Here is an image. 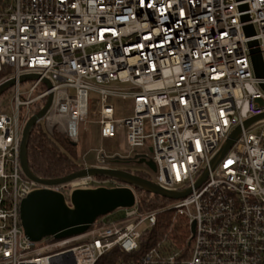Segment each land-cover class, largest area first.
I'll list each match as a JSON object with an SVG mask.
<instances>
[{
  "label": "built area",
  "instance_id": "built-area-1",
  "mask_svg": "<svg viewBox=\"0 0 264 264\" xmlns=\"http://www.w3.org/2000/svg\"><path fill=\"white\" fill-rule=\"evenodd\" d=\"M254 41L264 61V0H0V85L15 80L11 110L0 109V264H97L116 248L114 264H264V118L244 126L264 113ZM51 93L39 121L50 134L78 144L93 115L101 142L123 136L125 155L102 143L91 166L145 158L151 181L190 193L143 211L134 185L79 178L52 187L69 206L74 190L105 185L131 187L136 202L85 233L32 241L21 202L46 186L24 173L21 142ZM116 100L131 101L125 118Z\"/></svg>",
  "mask_w": 264,
  "mask_h": 264
},
{
  "label": "water",
  "instance_id": "water-1",
  "mask_svg": "<svg viewBox=\"0 0 264 264\" xmlns=\"http://www.w3.org/2000/svg\"><path fill=\"white\" fill-rule=\"evenodd\" d=\"M241 10H246L247 5L240 6ZM243 21L249 20V15L242 17ZM247 35L255 33L251 24L244 27ZM257 41L251 42L252 47V61L256 76L264 79V61L257 47ZM38 74H25L20 77L23 82L28 79H37ZM44 82L51 87V83L44 79ZM15 84V80L11 79L0 85V95L11 88ZM264 90V82L261 83ZM53 94H49L47 101L43 108H41L34 116L27 122L23 139L21 142V163L22 169L26 176L31 180L46 186L45 188L36 190L30 193L21 202L20 214L22 225L26 235L34 242L40 241L45 237H53L54 239H63L71 236L85 233L90 226L99 218L120 208L132 207L136 202V194L129 186L105 187L101 186L94 189H76L71 195L72 206L66 203L65 196L62 192L53 189L62 184L72 182L76 179L87 176H104L116 180H122L125 183L134 185L135 187L146 188L155 195H159L168 199H179L187 196V192H174L157 185L150 179L144 178L134 172L122 168L114 167H98L90 166L84 167L82 170L72 173L68 176L57 179L41 178L34 174L31 170L27 157V144L30 132L33 127L46 115L52 104ZM264 118V113L254 116L245 121L244 126L247 127L256 120ZM241 131L240 126L233 131L230 138L224 144L223 148L217 155V158L222 157L233 145L234 140L238 137ZM140 164H145L151 169L155 170L156 166L153 161L141 158ZM204 177L197 183L201 184Z\"/></svg>",
  "mask_w": 264,
  "mask_h": 264
},
{
  "label": "trees",
  "instance_id": "trees-1",
  "mask_svg": "<svg viewBox=\"0 0 264 264\" xmlns=\"http://www.w3.org/2000/svg\"><path fill=\"white\" fill-rule=\"evenodd\" d=\"M27 157L34 174L46 179L62 178L84 168V165L79 162L77 144L71 142L65 134L59 131H53L50 134L41 123L36 124L30 132ZM127 170L151 179L144 171ZM97 177L104 178V176ZM120 182L123 181L120 180ZM135 188L139 206L143 211L153 210L170 202V199L155 195L146 188ZM112 214H115V212ZM180 227V225L177 226L176 231H180V229L183 231V228ZM121 256L120 250L116 248L102 257L97 264H114Z\"/></svg>",
  "mask_w": 264,
  "mask_h": 264
},
{
  "label": "rangeland",
  "instance_id": "rangeland-1",
  "mask_svg": "<svg viewBox=\"0 0 264 264\" xmlns=\"http://www.w3.org/2000/svg\"><path fill=\"white\" fill-rule=\"evenodd\" d=\"M93 97V94H91V98ZM12 98L13 89L11 87L0 95V109L3 111H10ZM114 107L115 117L118 119L125 118L132 111V103L129 100H116L114 102ZM97 119L98 117L90 115L88 121H83L80 124V142L77 144V147L79 154V162L82 165L86 163L87 165L91 166L97 163L95 158V151L99 148L100 145H102V143L104 146L105 153L108 156H112L114 153H119L121 155H125L126 153V147L123 140V136L108 138L101 142L98 135V125L97 123H94L92 121ZM40 123L43 127H45V123L43 121ZM106 161L107 164L111 167L122 168L126 170L129 169L132 171L145 170L152 179H154L155 177V171L153 169H151L145 164L137 163L136 161L131 160L125 162L121 159V157H119V159L109 157ZM105 186L113 187L111 185Z\"/></svg>",
  "mask_w": 264,
  "mask_h": 264
},
{
  "label": "crops",
  "instance_id": "crops-1",
  "mask_svg": "<svg viewBox=\"0 0 264 264\" xmlns=\"http://www.w3.org/2000/svg\"><path fill=\"white\" fill-rule=\"evenodd\" d=\"M114 168H116V167H114Z\"/></svg>",
  "mask_w": 264,
  "mask_h": 264
}]
</instances>
